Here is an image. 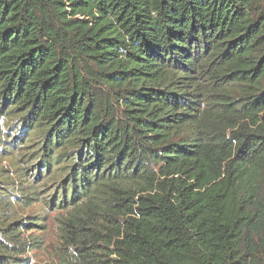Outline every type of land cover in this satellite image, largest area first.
Returning a JSON list of instances; mask_svg holds the SVG:
<instances>
[{"label": "trees", "instance_id": "1", "mask_svg": "<svg viewBox=\"0 0 264 264\" xmlns=\"http://www.w3.org/2000/svg\"><path fill=\"white\" fill-rule=\"evenodd\" d=\"M51 214V264H264V0H0V264Z\"/></svg>", "mask_w": 264, "mask_h": 264}, {"label": "rangeland", "instance_id": "2", "mask_svg": "<svg viewBox=\"0 0 264 264\" xmlns=\"http://www.w3.org/2000/svg\"><path fill=\"white\" fill-rule=\"evenodd\" d=\"M87 67V66H86ZM87 69L92 70L90 66ZM51 216H47L45 224V232H42V237L44 244L40 249H33L27 254L30 264H51L55 261V258H52V246L55 245V229L53 222L51 221ZM41 233V232H37ZM54 259V261H53Z\"/></svg>", "mask_w": 264, "mask_h": 264}]
</instances>
